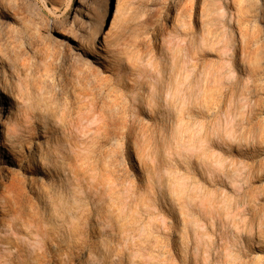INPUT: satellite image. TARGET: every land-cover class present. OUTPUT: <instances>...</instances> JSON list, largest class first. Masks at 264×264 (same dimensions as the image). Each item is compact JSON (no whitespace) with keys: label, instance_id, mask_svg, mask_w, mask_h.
I'll list each match as a JSON object with an SVG mask.
<instances>
[{"label":"clouds","instance_id":"obj_1","mask_svg":"<svg viewBox=\"0 0 264 264\" xmlns=\"http://www.w3.org/2000/svg\"><path fill=\"white\" fill-rule=\"evenodd\" d=\"M81 2L0 0V264H264V0Z\"/></svg>","mask_w":264,"mask_h":264},{"label":"rangeland","instance_id":"obj_2","mask_svg":"<svg viewBox=\"0 0 264 264\" xmlns=\"http://www.w3.org/2000/svg\"><path fill=\"white\" fill-rule=\"evenodd\" d=\"M87 13H88V8L85 6V4L81 2V0H73L72 8L69 13L70 16L75 17L77 14H79L80 16H84L85 19H87L86 17ZM56 35L58 38H61V39L65 38L60 33H57Z\"/></svg>","mask_w":264,"mask_h":264}]
</instances>
